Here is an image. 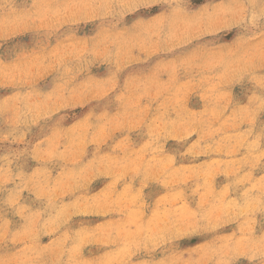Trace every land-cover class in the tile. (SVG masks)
<instances>
[{
    "label": "rangeland",
    "instance_id": "obj_1",
    "mask_svg": "<svg viewBox=\"0 0 264 264\" xmlns=\"http://www.w3.org/2000/svg\"><path fill=\"white\" fill-rule=\"evenodd\" d=\"M0 264H264V0H0Z\"/></svg>",
    "mask_w": 264,
    "mask_h": 264
}]
</instances>
